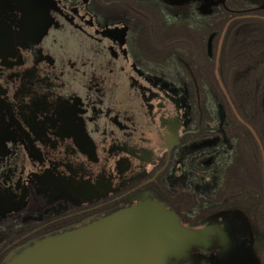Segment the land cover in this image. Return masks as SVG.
<instances>
[{"label": "flooded vegetation", "instance_id": "obj_1", "mask_svg": "<svg viewBox=\"0 0 264 264\" xmlns=\"http://www.w3.org/2000/svg\"><path fill=\"white\" fill-rule=\"evenodd\" d=\"M145 202L264 264V0H0V264Z\"/></svg>", "mask_w": 264, "mask_h": 264}, {"label": "water", "instance_id": "obj_2", "mask_svg": "<svg viewBox=\"0 0 264 264\" xmlns=\"http://www.w3.org/2000/svg\"><path fill=\"white\" fill-rule=\"evenodd\" d=\"M208 242L204 231L186 228L170 210L145 202L46 236L4 264H179Z\"/></svg>", "mask_w": 264, "mask_h": 264}]
</instances>
